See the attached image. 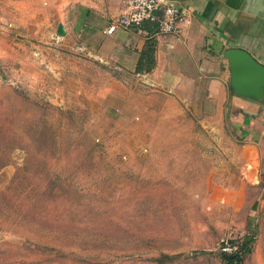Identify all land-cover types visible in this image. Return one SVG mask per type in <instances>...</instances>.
Returning a JSON list of instances; mask_svg holds the SVG:
<instances>
[{
	"label": "rangeland",
	"instance_id": "1",
	"mask_svg": "<svg viewBox=\"0 0 264 264\" xmlns=\"http://www.w3.org/2000/svg\"><path fill=\"white\" fill-rule=\"evenodd\" d=\"M32 31L0 8V264H224L225 234L264 264L257 146Z\"/></svg>",
	"mask_w": 264,
	"mask_h": 264
},
{
	"label": "crops",
	"instance_id": "2",
	"mask_svg": "<svg viewBox=\"0 0 264 264\" xmlns=\"http://www.w3.org/2000/svg\"><path fill=\"white\" fill-rule=\"evenodd\" d=\"M170 1L190 17L178 36L156 35L153 23L144 24L142 33H108L111 21L128 11L121 0H0V8L12 18L19 13L33 27L40 63H48L47 50L63 55L59 46L75 48L83 61L145 81L162 104L175 106L191 121L211 123L213 133L250 140L258 149L257 180L264 187V107L230 94L223 57L227 49L238 48L264 66V0ZM59 25L62 37L56 34ZM121 100L117 97L124 107ZM159 120L148 133H164Z\"/></svg>",
	"mask_w": 264,
	"mask_h": 264
},
{
	"label": "built area",
	"instance_id": "3",
	"mask_svg": "<svg viewBox=\"0 0 264 264\" xmlns=\"http://www.w3.org/2000/svg\"><path fill=\"white\" fill-rule=\"evenodd\" d=\"M128 11L114 18L108 26L107 32L113 33L116 29L143 32L146 23L155 25L156 35L181 34L183 26L190 23V17L185 9L175 5L170 0H121ZM245 237H235L232 234L223 235L217 242L216 251L219 255L243 256Z\"/></svg>",
	"mask_w": 264,
	"mask_h": 264
},
{
	"label": "water",
	"instance_id": "4",
	"mask_svg": "<svg viewBox=\"0 0 264 264\" xmlns=\"http://www.w3.org/2000/svg\"><path fill=\"white\" fill-rule=\"evenodd\" d=\"M56 34L64 36L61 25L57 27ZM223 57L229 66L230 94L247 103L264 107V66L248 52L238 48L227 49Z\"/></svg>",
	"mask_w": 264,
	"mask_h": 264
},
{
	"label": "trees",
	"instance_id": "5",
	"mask_svg": "<svg viewBox=\"0 0 264 264\" xmlns=\"http://www.w3.org/2000/svg\"><path fill=\"white\" fill-rule=\"evenodd\" d=\"M253 237H245V241L243 243V256H247L252 252V243ZM220 258L224 262V264H242L243 260L242 257L237 256H227V255H220Z\"/></svg>",
	"mask_w": 264,
	"mask_h": 264
}]
</instances>
